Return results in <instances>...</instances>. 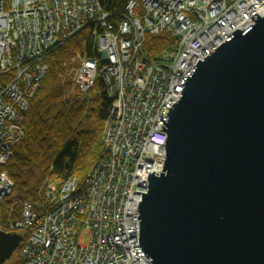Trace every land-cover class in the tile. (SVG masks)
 <instances>
[{
    "label": "built area",
    "instance_id": "built-area-1",
    "mask_svg": "<svg viewBox=\"0 0 264 264\" xmlns=\"http://www.w3.org/2000/svg\"><path fill=\"white\" fill-rule=\"evenodd\" d=\"M253 11L264 16V0H127L114 26L98 0H0V204L14 188L4 167L24 138L47 59L84 28L96 57L77 54L70 74L80 93L101 79L110 103L101 132L105 158L83 182L47 181L42 212L23 202L18 219L0 221V232L22 236L21 264L147 263L137 208L144 180L163 169L162 126L173 95L178 101L198 60L254 23ZM162 35L174 45L151 58L147 37Z\"/></svg>",
    "mask_w": 264,
    "mask_h": 264
},
{
    "label": "water",
    "instance_id": "water-1",
    "mask_svg": "<svg viewBox=\"0 0 264 264\" xmlns=\"http://www.w3.org/2000/svg\"><path fill=\"white\" fill-rule=\"evenodd\" d=\"M250 16L173 95L137 208L146 264H264V16ZM21 241L0 232V264Z\"/></svg>",
    "mask_w": 264,
    "mask_h": 264
},
{
    "label": "trees",
    "instance_id": "trees-1",
    "mask_svg": "<svg viewBox=\"0 0 264 264\" xmlns=\"http://www.w3.org/2000/svg\"><path fill=\"white\" fill-rule=\"evenodd\" d=\"M98 2L115 26L124 15L127 0ZM173 45V39L162 35L148 36L145 46L154 58ZM77 54L96 57L90 28L76 33L47 59V74L24 118V138L12 149L4 167L14 188L0 204L2 224L19 218L23 202L42 212L47 181L61 186L73 176L82 183L90 169L105 158L101 132L110 103L101 79H96L87 93H80L74 85L70 70L76 65ZM19 248L12 257L13 264H21Z\"/></svg>",
    "mask_w": 264,
    "mask_h": 264
},
{
    "label": "rangeland",
    "instance_id": "rangeland-1",
    "mask_svg": "<svg viewBox=\"0 0 264 264\" xmlns=\"http://www.w3.org/2000/svg\"><path fill=\"white\" fill-rule=\"evenodd\" d=\"M44 192H45V187H44ZM7 199H8V198H7ZM12 234H14V233H12ZM16 234H17V233H16ZM88 238H89V236H88L87 234H84V235L82 236L81 243L85 245V244L88 242ZM17 250H18V248H17ZM15 252H16V251H15ZM15 252H14V253H15ZM14 253H13V255H14ZM13 255H12L11 258H10L9 260H7L4 264H13V262H14V259L12 258Z\"/></svg>",
    "mask_w": 264,
    "mask_h": 264
},
{
    "label": "bare ground",
    "instance_id": "bare-ground-1",
    "mask_svg": "<svg viewBox=\"0 0 264 264\" xmlns=\"http://www.w3.org/2000/svg\"><path fill=\"white\" fill-rule=\"evenodd\" d=\"M222 44V43H221Z\"/></svg>",
    "mask_w": 264,
    "mask_h": 264
}]
</instances>
